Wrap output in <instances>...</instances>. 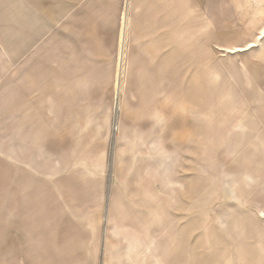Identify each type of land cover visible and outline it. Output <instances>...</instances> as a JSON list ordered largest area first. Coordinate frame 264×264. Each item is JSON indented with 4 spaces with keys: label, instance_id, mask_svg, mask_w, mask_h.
Listing matches in <instances>:
<instances>
[{
    "label": "rangeland",
    "instance_id": "rangeland-1",
    "mask_svg": "<svg viewBox=\"0 0 264 264\" xmlns=\"http://www.w3.org/2000/svg\"><path fill=\"white\" fill-rule=\"evenodd\" d=\"M0 264H264V0H0Z\"/></svg>",
    "mask_w": 264,
    "mask_h": 264
},
{
    "label": "water",
    "instance_id": "water-1",
    "mask_svg": "<svg viewBox=\"0 0 264 264\" xmlns=\"http://www.w3.org/2000/svg\"><path fill=\"white\" fill-rule=\"evenodd\" d=\"M117 110H118V106L117 103L115 104V112H114V121H116V117H117ZM115 129V126H114ZM114 139H115V135H114V130L112 132V136H111V148H110V158H109V169L111 167V159H112V148H113V143H114ZM105 214H106V210H105Z\"/></svg>",
    "mask_w": 264,
    "mask_h": 264
},
{
    "label": "bare ground",
    "instance_id": "bare-ground-1",
    "mask_svg": "<svg viewBox=\"0 0 264 264\" xmlns=\"http://www.w3.org/2000/svg\"><path fill=\"white\" fill-rule=\"evenodd\" d=\"M123 15H124V14H123ZM125 16H126V15H125ZM121 18H122V17H121ZM122 19H123V18H122ZM124 21H125V20H124ZM122 23H124V22H122ZM121 27H122V26H121ZM122 28H123V27H122ZM120 29H121V28H120ZM123 29H125V27H124ZM121 31H122V33H123V30H121ZM123 36H124V35H123ZM123 36H122V37H123ZM123 38H124V37H123ZM122 40L124 41V39H122ZM124 42H125V41H124ZM124 42H123V43H124ZM123 47H124V46H123ZM122 49H123V48H122ZM122 49H121V50H122ZM120 57H121V56H120ZM118 78H119V77H118ZM118 78H117V79H118ZM116 82H117V81H116ZM115 86H116V85H115ZM118 87H120V86H118ZM117 91H118V89H117ZM116 94H117V93H116Z\"/></svg>",
    "mask_w": 264,
    "mask_h": 264
}]
</instances>
